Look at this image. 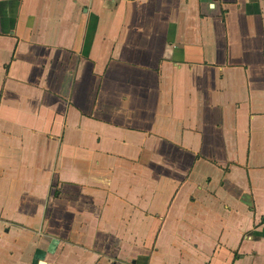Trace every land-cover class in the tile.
Instances as JSON below:
<instances>
[{"label": "crops", "instance_id": "obj_1", "mask_svg": "<svg viewBox=\"0 0 264 264\" xmlns=\"http://www.w3.org/2000/svg\"><path fill=\"white\" fill-rule=\"evenodd\" d=\"M0 264H264V0H0Z\"/></svg>", "mask_w": 264, "mask_h": 264}]
</instances>
